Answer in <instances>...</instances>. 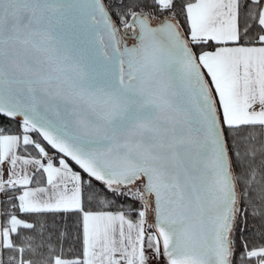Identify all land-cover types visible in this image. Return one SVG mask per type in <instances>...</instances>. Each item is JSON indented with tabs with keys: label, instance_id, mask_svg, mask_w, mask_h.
Listing matches in <instances>:
<instances>
[{
	"label": "snow or ice",
	"instance_id": "snow-or-ice-1",
	"mask_svg": "<svg viewBox=\"0 0 264 264\" xmlns=\"http://www.w3.org/2000/svg\"><path fill=\"white\" fill-rule=\"evenodd\" d=\"M0 264H264V0H0Z\"/></svg>",
	"mask_w": 264,
	"mask_h": 264
},
{
	"label": "trees",
	"instance_id": "trees-1",
	"mask_svg": "<svg viewBox=\"0 0 264 264\" xmlns=\"http://www.w3.org/2000/svg\"><path fill=\"white\" fill-rule=\"evenodd\" d=\"M67 223H68V225H69V227H70V230H71L72 233L74 234L75 231H76V228H75V226H74V219H73V220H68Z\"/></svg>",
	"mask_w": 264,
	"mask_h": 264
}]
</instances>
